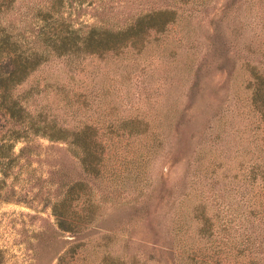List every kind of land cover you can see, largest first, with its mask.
<instances>
[{"label": "trees", "instance_id": "obj_1", "mask_svg": "<svg viewBox=\"0 0 264 264\" xmlns=\"http://www.w3.org/2000/svg\"><path fill=\"white\" fill-rule=\"evenodd\" d=\"M113 1L117 0H0V197L14 195V185L10 191H4L10 170L21 160V164L29 163L31 157L38 155L40 145L35 139L39 137L66 141L86 174L104 177L105 172L109 175L112 191L125 188L130 175L131 185L143 195L149 182L140 175L142 166L159 149L165 129L178 136L184 115H191L189 112L179 115L173 123L174 106L170 107V101L160 113L147 111L149 115L130 112L123 115L117 111L115 100L129 97L131 78L138 83L154 75L153 71L148 73L146 67L155 57L166 56L174 68L191 71L194 58L181 59L176 46L168 47L165 43L180 18L177 17L178 7L182 15L186 11L185 2L207 7L211 0H167L166 5L151 6L148 10L127 15L121 21L108 22L104 4ZM239 1L223 0L217 9L218 16L210 17L209 24L216 28L223 19L234 18L233 11L239 7L236 5ZM84 2L96 11L93 15L97 16V23L77 20L78 14L87 8ZM252 2L259 23L264 27V0ZM189 15L190 12L183 16ZM242 26L238 20L232 25L233 39L240 38ZM195 32L196 28L191 27L184 34L190 36ZM215 39L222 45L223 52H234L231 40L229 42L221 30H215ZM187 40H190V47L194 45L193 37ZM241 43L257 59L234 56L239 60L238 70L232 66L233 62L230 63L231 69L241 74L238 86L245 93L241 103L248 106L244 112L246 116L250 115L246 121L247 135L239 137L233 149L237 161L235 171L220 174L222 179L231 178L226 183L233 181L235 184L238 192L235 210L225 206V213L210 216L203 206H197L190 215L198 225L196 235L194 231L191 236L194 240L186 242L185 230L175 219L171 226L172 238L167 241L159 218L152 217L148 224L149 215L157 209L152 207L155 198L160 204L174 208L172 218L179 217L176 211L180 209L173 207L174 201L168 203L171 189L162 180L155 197L152 192H147L140 200V206L131 205L135 215L141 214L143 229L137 226L130 232L125 229L121 232L128 235L123 239V246H127L134 233L142 240L153 242L155 253L143 258L131 253L124 259L116 252L113 255L116 259H113L109 246L105 242L97 243L91 246L92 251L100 249L104 252L95 263L89 257L87 243L90 239L82 240L91 232L88 227H97L91 225L96 224L95 204L90 191L81 188L84 180L71 179L63 173L58 180L53 211L61 228L80 233V236L69 240L56 264H126V261L127 264H151V261L155 264H264V40L253 45V38L245 37ZM213 67L222 73L225 66L203 60L198 63L188 96L202 89L204 76L211 74ZM228 79L226 75L225 85ZM124 88L125 92H119ZM147 88L144 87L146 96ZM170 88L167 87L168 92ZM95 100L98 103L95 104ZM171 126L175 130H168ZM218 137H221L220 133L207 136L191 158L198 174L210 176L208 178L213 182L220 180L219 169L229 166L224 164L227 159L222 157L226 149L214 144ZM134 139L144 140L143 148L149 157H143L146 153L140 151L134 160L122 158L120 163L109 165L106 149L113 146L118 151L123 150ZM19 141L23 144L16 150ZM171 155L174 162L179 160L178 154L174 157L173 152ZM139 159L143 161L138 162ZM135 160L138 163H134ZM133 167L136 172L131 174L129 170ZM80 198H83L85 211L75 209L74 201L76 203ZM226 204L229 206L230 203ZM85 228L88 231H83ZM82 232L85 233L82 235ZM107 234L108 237L111 235Z\"/></svg>", "mask_w": 264, "mask_h": 264}, {"label": "rangeland", "instance_id": "obj_2", "mask_svg": "<svg viewBox=\"0 0 264 264\" xmlns=\"http://www.w3.org/2000/svg\"><path fill=\"white\" fill-rule=\"evenodd\" d=\"M210 2L211 4L207 7L185 2L186 11L182 15L181 8L178 7L177 17L180 18H178V23L175 22L174 29L170 32L165 43L168 47L176 46L179 51L178 57L181 59L194 58L191 71L174 68V64L166 56L155 57L146 67L147 72L153 71L154 75L145 79V82L138 83H135L134 77L131 78L129 97H118L115 100L117 111L123 115L129 114V112L149 115L147 111L160 113L165 110V105H169V101L172 102L170 107L174 106L171 118L173 123L179 115L191 113V115H184L178 136L176 132L175 135H172L165 129L159 149L144 163L143 172L140 174L144 176L146 183L149 182L145 187V192H152L154 197L163 180V184L171 189L168 203L174 201L173 207L180 209L179 211L175 210L179 213V217L172 218L174 208L160 204L158 198L153 201L152 207L157 209L149 215L148 224H151L152 217L159 218L167 241L172 238L171 226L175 223V219L179 220L178 223H181L182 230H185L183 235L186 237V242H191L194 240L191 236L194 231L196 235L198 225L190 218V215L194 214L197 206H203L210 216L213 213L221 215L225 213L224 208L226 209V207L233 208L231 211L235 210L234 206L238 196L233 181L225 182L231 178L222 179L220 174L235 171L234 166L237 161L233 157V149L239 137L247 135L246 121L250 115L246 116L244 110H248V106L241 103V99L245 95L241 86H238L241 74L236 70L233 71L230 63L233 62L232 66L238 70L239 60L234 56L257 59L253 53H249L243 47L241 39L253 38V45L260 44V41L264 40V27L259 23L260 20L252 0H241L236 4L239 7L233 11L234 18H225L214 28L209 24V19L214 15L218 16L217 9L223 0H211ZM166 3L167 0H117L105 3L106 21L117 19L121 21L127 15L148 10L151 6H163ZM84 5H87V8L78 14L77 20L97 23V16L93 15L96 13L94 8L86 2ZM189 12L191 15L183 16ZM75 15L77 16V14ZM237 20L243 23V26L240 38L234 37L233 39L231 27ZM191 27L196 28V32L190 36L185 35L184 32ZM217 29L225 34L229 42L231 40L233 53L229 51L226 54L222 51V45L215 39V30ZM189 37L195 39V43L191 47L188 45ZM179 39L182 41L179 42ZM235 52L243 55H235ZM201 60L211 62L215 66L223 63L225 67H223L222 73L213 67L212 73L204 76L202 89L195 94H190L191 97L188 96V93L191 82L194 80V69ZM208 66L211 67V65ZM203 67L205 68V66ZM226 75L229 78L226 81L227 85L223 82ZM95 78L98 77L95 76ZM168 86H171L170 92L167 91ZM144 87H148L147 96L144 95ZM125 91L126 88L119 92ZM94 103L98 102L95 100ZM189 105L191 108L188 107ZM165 122L166 120H164ZM168 130L173 131L175 127L171 126ZM216 133H220L221 137H218L214 144L220 149H226V154L222 157L227 159L224 164L229 166H222L219 169L220 180L213 182L208 178L210 176L204 177L198 174L191 158L198 145L207 136H214ZM35 140L40 145L38 146V155L31 157L29 163L21 164L23 162L21 160L15 164L10 170V176L7 177L4 191H10V187L14 185L16 189L13 192L14 195L9 198L0 197V264H56L58 256L69 245V240L73 236H80V233L75 232L74 234L69 229L61 228L58 223L59 218L53 211L52 205L58 194L56 189L58 180L63 173H66L71 179L84 180L81 188L90 191L91 200L95 204L93 208L96 213V224L91 225H97V227H88V230L91 231L89 236L82 238V240L90 239V243L87 244L90 246L89 257L92 261L97 263L104 252L100 249L92 251L91 246L97 243L105 242L112 251V257L117 252L124 259L131 253H137L143 258L156 250V245L153 242L142 240L134 233H132L127 246H123V239L128 235H122V230L130 232L132 227L138 226L139 229H143L144 226L143 220L140 219L141 214L135 215V209H132L131 205H135L136 208L140 206V200L146 196V193L138 194L137 189L130 183L132 182L130 175L127 176L125 188L114 192L115 190H111V178L105 172L104 177H94L83 171L77 159L78 156L73 153L66 141L50 140L46 137H39ZM143 143V139H134L132 144L127 148L123 147V150L120 151L110 146V149L105 151L107 161L111 162L108 164L120 163L122 158H133L134 160L137 155H140V151L146 153L142 155L143 157H149L146 148H143ZM22 144L21 141L17 142L15 149L18 150ZM119 146L118 144L117 147ZM172 149L174 151H171ZM169 150L171 153L174 152V157L179 155L178 161H173ZM140 161L143 160L139 159L138 162ZM138 162L134 161V163ZM133 169L134 167L129 170V173H135L136 169ZM74 189L76 190L77 187ZM245 190H248L247 186ZM82 200L83 198H80L76 203L74 201L77 211H85ZM117 202L125 203L117 204ZM226 203H230L229 206ZM212 220H214L213 217ZM102 225L105 227H101ZM86 229L83 231H88ZM84 233L82 232V235ZM106 233L111 235L108 237ZM114 257L116 259V256ZM124 263L127 264V261ZM151 264H155L154 261H151Z\"/></svg>", "mask_w": 264, "mask_h": 264}]
</instances>
